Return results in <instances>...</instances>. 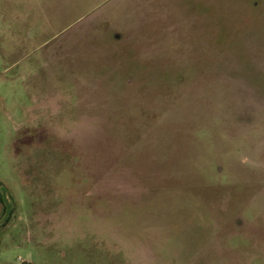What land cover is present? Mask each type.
<instances>
[{
    "label": "rangeland",
    "instance_id": "rangeland-1",
    "mask_svg": "<svg viewBox=\"0 0 264 264\" xmlns=\"http://www.w3.org/2000/svg\"><path fill=\"white\" fill-rule=\"evenodd\" d=\"M0 181V264H264V0H0Z\"/></svg>",
    "mask_w": 264,
    "mask_h": 264
},
{
    "label": "flooded vegetation",
    "instance_id": "flooded-vegetation-1",
    "mask_svg": "<svg viewBox=\"0 0 264 264\" xmlns=\"http://www.w3.org/2000/svg\"><path fill=\"white\" fill-rule=\"evenodd\" d=\"M3 213H4V217L2 219V224L3 225H5V224L11 225L12 221L14 220V208H13V206L11 205V207L9 209L3 208Z\"/></svg>",
    "mask_w": 264,
    "mask_h": 264
},
{
    "label": "trees",
    "instance_id": "trees-1",
    "mask_svg": "<svg viewBox=\"0 0 264 264\" xmlns=\"http://www.w3.org/2000/svg\"><path fill=\"white\" fill-rule=\"evenodd\" d=\"M5 192V187L4 185L2 184V182L0 181V199L4 205L3 208H6V209H9L10 208V204L7 200V196L5 195L6 193Z\"/></svg>",
    "mask_w": 264,
    "mask_h": 264
},
{
    "label": "water",
    "instance_id": "water-1",
    "mask_svg": "<svg viewBox=\"0 0 264 264\" xmlns=\"http://www.w3.org/2000/svg\"><path fill=\"white\" fill-rule=\"evenodd\" d=\"M6 195H7V200L10 199V195H9V192H8V191L6 192ZM10 200H12V199H10ZM10 200H9V201H10ZM9 201H8V202H9Z\"/></svg>",
    "mask_w": 264,
    "mask_h": 264
}]
</instances>
